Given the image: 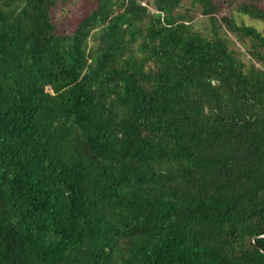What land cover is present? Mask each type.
<instances>
[{"label": "trees", "instance_id": "1", "mask_svg": "<svg viewBox=\"0 0 264 264\" xmlns=\"http://www.w3.org/2000/svg\"><path fill=\"white\" fill-rule=\"evenodd\" d=\"M58 1L0 0V264H264V35L235 18L264 0H192L205 32L94 0L65 34Z\"/></svg>", "mask_w": 264, "mask_h": 264}, {"label": "rangeland", "instance_id": "2", "mask_svg": "<svg viewBox=\"0 0 264 264\" xmlns=\"http://www.w3.org/2000/svg\"><path fill=\"white\" fill-rule=\"evenodd\" d=\"M93 1L94 0H67L65 2H56L55 6L51 9V16L56 26V31L59 34H65L66 30L72 28L74 23L79 21L83 14L90 9ZM149 1L151 2V0ZM148 8L151 12H154L152 4L148 5ZM179 11L188 14L195 26L197 25L201 31H209V22L207 18L203 17L198 9L192 5V0H183L182 7ZM235 18L238 21L245 22L247 25L254 26L264 35V25L259 21L253 20L247 16L235 15ZM229 36L241 52H244L245 49L243 45L231 34H229ZM246 57L248 58V56Z\"/></svg>", "mask_w": 264, "mask_h": 264}]
</instances>
